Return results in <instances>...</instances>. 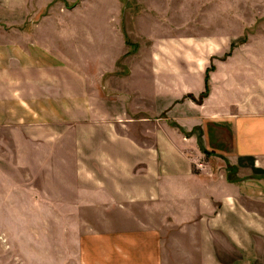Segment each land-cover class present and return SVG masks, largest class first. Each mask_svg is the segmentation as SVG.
Instances as JSON below:
<instances>
[{
    "label": "crops",
    "instance_id": "0c3cea01",
    "mask_svg": "<svg viewBox=\"0 0 264 264\" xmlns=\"http://www.w3.org/2000/svg\"><path fill=\"white\" fill-rule=\"evenodd\" d=\"M48 2L0 0V128L11 185L23 155L77 220L75 264H264V38L130 54L113 17L116 51L85 57L81 23L31 18Z\"/></svg>",
    "mask_w": 264,
    "mask_h": 264
},
{
    "label": "rangeland",
    "instance_id": "374dc122",
    "mask_svg": "<svg viewBox=\"0 0 264 264\" xmlns=\"http://www.w3.org/2000/svg\"><path fill=\"white\" fill-rule=\"evenodd\" d=\"M48 1L49 6H39L31 18H67L78 25L81 23L78 33L83 38L85 57L92 52L96 55L116 51L113 17L121 25L130 54L137 51L140 43L149 47L162 37L194 35L203 39L214 36L223 41L226 38L231 44L229 50L240 46L251 35L264 38V0ZM58 3L62 6H50ZM113 5L115 16L114 11H110ZM12 14L0 9V17L6 20L13 18ZM23 17L30 19L27 15ZM4 26L9 32L12 29L10 24ZM13 133L12 128H0V170L5 177H0V264H75L78 262L76 236L71 223L77 220L61 217V207L65 208L66 204L46 199H59L58 189L23 185L29 176L23 155L20 171L16 173L21 186L11 185L12 159L16 158L12 156V152H16Z\"/></svg>",
    "mask_w": 264,
    "mask_h": 264
},
{
    "label": "trees",
    "instance_id": "16d2710c",
    "mask_svg": "<svg viewBox=\"0 0 264 264\" xmlns=\"http://www.w3.org/2000/svg\"><path fill=\"white\" fill-rule=\"evenodd\" d=\"M207 78H208V77H206V79H207ZM207 92H208V89L206 90V92L203 93V95L206 94Z\"/></svg>",
    "mask_w": 264,
    "mask_h": 264
}]
</instances>
